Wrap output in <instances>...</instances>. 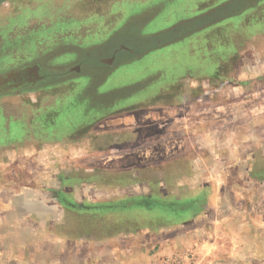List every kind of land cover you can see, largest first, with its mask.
<instances>
[{"label": "rangeland", "instance_id": "rangeland-1", "mask_svg": "<svg viewBox=\"0 0 264 264\" xmlns=\"http://www.w3.org/2000/svg\"><path fill=\"white\" fill-rule=\"evenodd\" d=\"M167 39H185L178 50L196 56L195 70L185 67V73L167 79L162 76L158 67H164L162 62H175L174 55L178 52L164 54L159 43ZM116 44H124L131 53L130 50L120 53L112 67L97 64L96 58L108 57ZM35 60H40L49 73H64L80 61L85 62L83 71L88 67L94 69L90 71V79L70 72L69 76L46 80L36 91L0 95V180L10 178L20 184L9 188L0 186L5 199V204L0 203L5 211L0 218V264H66L65 260L75 255L76 261L69 264H80V259L81 263L86 262L81 255L89 256V264H132L134 261L136 264H196V242L192 239L187 242V238L184 248L178 251H167L166 242L177 236L173 233L145 234L137 242H130L128 235L120 231H102V224L97 220L107 222L103 217L85 220L94 225L89 228L88 238L93 240H88V247L68 250L65 239L78 243L81 237L86 242L82 238L86 236L71 228L72 223L78 222L74 218L78 216L66 209L70 208L69 203H74L75 196L67 201L64 194L51 192L46 186L42 189L46 207L40 211L32 202L36 197L32 183L38 178L47 182L50 176L44 170L38 177L33 169L48 168L47 152L53 148L58 149L59 165L82 161L84 149L97 146L96 140L90 146L83 145L89 141L86 138L58 143L64 140L59 138L63 133H58L59 128L55 127L63 118L60 111L65 106L82 105L83 99L89 100L84 103L85 109H90V105L99 108L111 105L108 112L93 120V125L107 115L159 113L161 107L152 106L164 104L162 99L175 98L176 91L190 100L196 95L202 99L211 96L228 106L248 98L250 109H255L254 103L264 98V93H258L264 82V0H0V73ZM208 67L216 75H204ZM165 72L168 73L165 75L174 74ZM111 73L113 76L109 79ZM241 87L247 91H241ZM168 90L172 92L169 95ZM213 91L215 94L209 95ZM180 108L186 114L209 109L188 105ZM240 109L235 106L232 113L237 115ZM248 115V123L242 124L247 125L243 134H247L248 140L242 134L239 144H246L247 161L244 153L242 157L249 164V170L234 169L229 175L233 191L229 194L228 185L224 190L228 197H234L230 201L232 207H254L264 216V114L257 118L251 117V112ZM77 120L68 131L80 135L86 131L85 124L82 126L86 120H79L78 124ZM240 123L230 125L235 127ZM128 126L126 131L131 130ZM133 143H121L120 147L127 148ZM22 163L25 165L20 168ZM122 189L127 188H115L114 192ZM79 190L80 187L75 190L77 195ZM235 194L247 196L248 201L241 204ZM94 197L102 199L108 195ZM157 211L171 214L163 208ZM67 221L69 233L64 229ZM116 221L129 222L130 218H116ZM194 227L196 224L182 231H191ZM92 232L103 234L95 236Z\"/></svg>", "mask_w": 264, "mask_h": 264}, {"label": "crops", "instance_id": "crops-1", "mask_svg": "<svg viewBox=\"0 0 264 264\" xmlns=\"http://www.w3.org/2000/svg\"><path fill=\"white\" fill-rule=\"evenodd\" d=\"M205 69L204 75H216L209 71V67ZM112 73L109 79L113 76ZM208 80L206 79L207 82ZM244 88L241 87V91H247ZM97 89L99 91V86ZM261 89L262 91L258 93L263 95L264 82ZM171 93V90L167 91V95ZM175 94V98L162 99L165 101L164 104L152 106L161 107L159 113L107 115L106 118L103 117L104 120L97 123L95 121L94 125L93 120L100 115L103 116V112H108L111 105L101 108L90 105V109H85L84 103L85 101L89 103V100L83 99L81 105L83 114L78 117L77 124L79 120L80 122L86 120L82 122L86 131L80 135L73 131L69 132L68 130L74 127L73 121L68 116H64L59 120V124L65 122V125L59 126L58 131L63 133L59 138L64 140L58 143L67 144L68 139L86 138L89 141L83 145L90 146V143L96 140L97 146L85 148L82 161L73 164L58 165L60 163L57 162L58 149L53 148L48 151V168L34 166L36 169L34 168L33 172H37L39 177L40 171H48L50 178L47 182L38 180V177L34 180L32 184L36 197L34 195L32 202L40 211L44 210L46 198L42 195L45 194L42 189L46 186L51 192L64 194L66 200L75 196V204L69 203L70 208L66 207V209H70L78 216L74 217L78 222L72 223L71 228L78 229L81 235L86 236V238L82 237L86 242L81 237L78 243L65 239L64 246L69 247L68 250L75 247V251H78L88 247L90 244L88 240H93L88 238L89 228L94 225L92 222L85 223V220L103 217L107 219L106 224L97 220L102 224V231L105 233L110 230H114L113 233L120 231L128 235L130 242H137L141 239L140 236L145 234L156 236L173 233L177 234L175 238L168 242L165 240L166 244H169L167 251H178L184 248L187 238V242L192 239L196 242V264H228L230 261L231 264H264L263 212L260 213L254 207L243 208L242 205L232 207L230 201L234 197H228L224 190V186L228 185L229 194L233 191V181L229 175L234 169L249 170V164L246 162L248 155L246 144L242 142L239 144V140L242 141L243 138V131H247V125L242 124L248 123V112H251V117L256 115V118L264 114V98L256 101L252 107L255 109L252 110L248 98L238 99L236 104L228 106L224 102H216L211 96L202 99L196 95L194 100H190L184 93L176 91ZM213 94L214 91L209 92V95ZM78 101L79 99L70 102ZM187 105L196 108L208 106L209 109L186 114V111L180 107ZM72 106L65 108L70 109ZM235 106L241 108L237 115L232 113ZM237 121L241 122L240 126L230 125ZM44 123L50 126L53 124V122ZM126 125H129L128 129L131 130L126 131ZM151 131L156 134L147 136L146 132L150 134ZM237 133L240 136L238 139ZM243 135L245 140H248L247 134ZM144 140L143 144L139 143ZM128 142L136 143L127 148L120 147L121 143ZM243 148L246 149L244 152ZM53 160L54 162L51 163ZM24 165L19 167L23 168ZM16 185L20 184L10 178L0 180L1 187L9 188ZM78 187H80L79 195L75 191ZM115 188H127L129 191L122 189L114 192ZM91 190L95 191V194H104L108 197L95 199V194H92ZM235 195H238L235 198L238 202L242 201L241 204L248 201L247 196ZM2 196L0 190V203L5 204ZM77 200L80 203H76ZM159 208L166 209L171 214H160L157 211ZM3 213L5 211L2 205L0 218ZM116 218L118 220L130 218V221H116ZM67 222L64 229L69 233L70 222ZM195 224L196 227L191 231H182ZM144 226L147 227L146 231L140 229ZM128 228L134 231L123 232V229ZM92 233L95 236L103 234ZM81 257L86 262L81 263L82 259H80V264H89L88 255ZM76 259L77 255L75 258L65 260V263L69 264V261ZM235 260L237 262H234ZM132 264H136L135 261Z\"/></svg>", "mask_w": 264, "mask_h": 264}, {"label": "flooded vegetation", "instance_id": "flooded-vegetation-1", "mask_svg": "<svg viewBox=\"0 0 264 264\" xmlns=\"http://www.w3.org/2000/svg\"><path fill=\"white\" fill-rule=\"evenodd\" d=\"M182 40L184 41L185 39H182ZM183 41H172V39H169V40L167 39V40L163 41L162 43H159V45L162 47V50L165 51L164 52L165 55H168V54L171 55L173 53L172 51H178L176 54L173 53V55L175 54L174 56L176 57V61L177 62L176 61L175 62L174 61L173 62L170 61L169 63H166V62H162L161 61L162 64L163 63L165 64L163 68H161V66L158 67L159 70H161V72H162V76H164L166 78H169L171 76L174 77L176 75H179L180 73H185L186 72L185 69H187V68H189L190 70H192V69L195 70L196 69V56L195 55H192L191 56V55L187 54L185 51H183L181 49L178 50L179 48L182 47V42ZM123 52H121V54ZM129 52L131 53V51H129ZM110 53L112 54V52H110ZM119 54L120 53L114 55V60L110 64V66L108 65V67H112V65L114 64V62L119 57ZM109 56H111V55H109ZM86 58H89V56H87ZM91 58H94V57H91ZM91 58H89V59H91ZM96 61H97V64H101L99 62V58L98 59L96 58ZM36 63L39 64V68H38L37 74L40 75V76L48 75V77L46 79H44V80H38V81L35 80L36 81V82L34 81L35 83H33V80H32V82L31 81L27 82L28 79H26V82H23L22 85L16 87L17 89H12V87L13 86H16V84H12L13 86H11V87H7V86L6 87H2L3 92L0 93V95L19 94V93H22L24 91H30V90L36 91V90H38L40 88V85L43 82H45L46 80H48V79H50L52 77H55V76L56 77H66V76H69L71 73H73L74 75H76L77 77H80V78H89L90 79V76H89L90 71L94 69L93 67H88L87 68L88 70L83 71L82 70V67L84 66L85 62L84 61H80L77 64H75L74 66L70 67L64 73H60V74L59 73H55V72L54 73H49L48 71H46L45 67L43 66V63L40 60H35V61L30 62L28 64H36ZM24 65H26V64H23L20 67H23ZM102 66H105V65H102ZM20 67H18V68H20ZM185 67H187V68H185ZM18 68H16V69H18ZM16 69H13V70H16ZM70 69H72V71H70L71 73L69 72ZM13 70H8V71H5V72H2V73H0V75L1 74H4L6 72H9V71H13ZM165 71H172V73H174V74H171L170 73L169 75H165V73H167ZM4 89H6V90H4ZM9 89L11 91H13V93H7V91ZM81 111H82L81 105H79V106H76V108L73 107V106L70 109L69 108L68 109L63 108L60 112L62 113L61 115L63 117L64 116H68L74 122V120L76 118L80 117V115L83 114V113H81ZM61 125L64 126L65 125V122H62L60 125L55 124V127L56 128H59L58 126H61Z\"/></svg>", "mask_w": 264, "mask_h": 264}, {"label": "water", "instance_id": "water-1", "mask_svg": "<svg viewBox=\"0 0 264 264\" xmlns=\"http://www.w3.org/2000/svg\"><path fill=\"white\" fill-rule=\"evenodd\" d=\"M129 47L125 46L124 44H116L112 47L110 53L111 56L106 57L103 56L99 58V62L101 64L110 65L114 60V55L121 53L123 51H129ZM131 51V50H130ZM39 68V64H26L23 67H20L16 70L6 72L4 74L0 75V93L3 92L2 87H11L13 86V82H16V86H13L12 89H17V86L22 85L23 82H26V79H28L27 82L33 80V83H35L38 80H44L48 77V75L40 76L37 74ZM72 71V69L69 70V72ZM36 80V81H35ZM35 81V82H34ZM11 89V88H10ZM8 90L7 93H13V91ZM6 90V89H4Z\"/></svg>", "mask_w": 264, "mask_h": 264}, {"label": "bare ground", "instance_id": "bare-ground-1", "mask_svg": "<svg viewBox=\"0 0 264 264\" xmlns=\"http://www.w3.org/2000/svg\"><path fill=\"white\" fill-rule=\"evenodd\" d=\"M16 82H13V84H15Z\"/></svg>", "mask_w": 264, "mask_h": 264}]
</instances>
